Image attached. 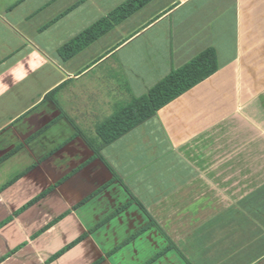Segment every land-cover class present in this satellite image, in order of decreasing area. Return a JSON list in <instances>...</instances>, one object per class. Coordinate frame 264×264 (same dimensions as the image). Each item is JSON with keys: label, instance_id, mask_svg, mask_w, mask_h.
Returning <instances> with one entry per match:
<instances>
[{"label": "crops", "instance_id": "crops-1", "mask_svg": "<svg viewBox=\"0 0 264 264\" xmlns=\"http://www.w3.org/2000/svg\"><path fill=\"white\" fill-rule=\"evenodd\" d=\"M129 1L0 0V264H264V0ZM208 50L94 159L78 129Z\"/></svg>", "mask_w": 264, "mask_h": 264}, {"label": "trees", "instance_id": "trees-1", "mask_svg": "<svg viewBox=\"0 0 264 264\" xmlns=\"http://www.w3.org/2000/svg\"><path fill=\"white\" fill-rule=\"evenodd\" d=\"M148 1L130 0L117 12L127 14L128 8L134 10L142 7ZM103 26L104 28H101ZM109 27L110 24L107 20L99 22L71 43L62 47L59 50L60 56L64 60L70 59L79 50L98 39L103 30ZM217 69L216 53L214 50H208L183 67L174 70L169 76L154 86L148 94L140 98L132 97L129 101L117 104L111 117L96 125L95 140L89 139L80 129H78V134L83 136L93 149L95 153L94 159L100 158L105 162L101 154L104 147L154 117L160 109L212 76ZM49 98L53 99V94Z\"/></svg>", "mask_w": 264, "mask_h": 264}]
</instances>
